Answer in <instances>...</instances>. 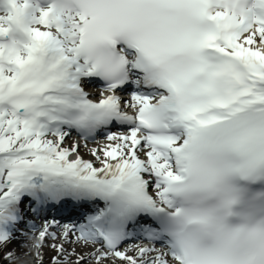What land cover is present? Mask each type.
<instances>
[{
  "label": "snow or ice",
  "instance_id": "1",
  "mask_svg": "<svg viewBox=\"0 0 264 264\" xmlns=\"http://www.w3.org/2000/svg\"><path fill=\"white\" fill-rule=\"evenodd\" d=\"M45 249L264 264V0H0V264Z\"/></svg>",
  "mask_w": 264,
  "mask_h": 264
},
{
  "label": "rangeland",
  "instance_id": "2",
  "mask_svg": "<svg viewBox=\"0 0 264 264\" xmlns=\"http://www.w3.org/2000/svg\"><path fill=\"white\" fill-rule=\"evenodd\" d=\"M84 153H85V154H87V152H86V151H84ZM49 253H50V254H53V252H52V251H50Z\"/></svg>",
  "mask_w": 264,
  "mask_h": 264
}]
</instances>
